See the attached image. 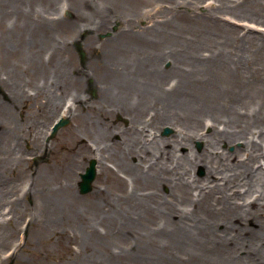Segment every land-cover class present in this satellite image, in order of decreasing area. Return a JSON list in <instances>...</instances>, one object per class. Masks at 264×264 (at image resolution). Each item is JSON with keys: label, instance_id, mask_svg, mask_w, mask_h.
<instances>
[{"label": "bare ground", "instance_id": "1", "mask_svg": "<svg viewBox=\"0 0 264 264\" xmlns=\"http://www.w3.org/2000/svg\"><path fill=\"white\" fill-rule=\"evenodd\" d=\"M5 1L0 0V6ZM17 1L13 0L11 6L1 7L0 18L7 15ZM161 1L156 0L154 4L149 5L154 12L151 18L157 21L164 18L163 5H157ZM213 1L205 8L199 7L202 8V13H197L191 4L197 5V0L181 3L184 10L181 15L196 22L206 20V28L195 25L193 29L174 31L165 36L162 35L165 23L153 29L142 24L131 29V26L135 27L142 19L141 16L133 12H115L111 6H118L109 4V0H103L108 6L107 12L100 11L94 15L96 20L92 18L97 21L98 29L105 28L110 23V18L126 24L127 29H118L114 34L121 44L111 46L109 41H106L109 61H96L97 57L93 58L102 73L99 74L101 77L96 86L100 98L113 101L114 94L118 95L119 100L115 101L118 108H113L112 111L117 113L121 110L130 116L127 131L131 132L135 141L119 143L122 146L113 155L114 166L123 170L132 183L130 193L127 194L132 199L128 202L130 208L132 204L153 199L151 201L155 208L163 211L156 212L159 220L157 229L147 231L151 234L150 239L154 245L148 244L145 249L153 248L162 238L165 240V237L171 236L172 231L175 235L179 234V238L170 242L165 251L169 250L170 255L178 260L194 262L204 258L212 260L215 264H262L264 30L256 29L258 32H255V29L249 26L246 32L242 33L241 29H238L239 26L237 28L235 24L226 25L227 19L224 17L229 14L231 17L240 15L245 18L242 20L256 23L260 18H264V0ZM123 4L125 6L124 2ZM187 11L189 12L186 13ZM76 16L77 19L81 18L79 14ZM35 17L39 29L45 26V15L36 14ZM88 19L90 18L86 20ZM60 22L63 20H57V23ZM162 22H166L165 19ZM66 24L73 29L75 21H68ZM86 28V25H83L82 30H87ZM62 50L64 51V48ZM170 53L174 56L173 59L167 57ZM167 59L172 63L169 69H164L162 63ZM6 62L0 65V83L8 92L11 90L7 86L12 87V95L18 94L20 92L17 87V72L27 68L17 69L18 64L8 61V65ZM54 63L58 68V63ZM32 64L34 73L43 72L44 65L41 61H33ZM3 70L7 72L5 77H2ZM171 71H174V76L167 77ZM86 77H90L92 84L94 83L92 74L87 73ZM54 80L57 88L63 82H73L76 86L73 101L80 102V97L83 100V96L77 93L78 89L84 87L82 80L71 77L65 70L64 63L57 74L54 71ZM45 90L47 96L49 92L55 91L48 84ZM51 101L48 99L47 102H37L33 108L28 107L30 111L24 116L22 110L18 109L21 121L13 125L9 115L0 111V147L3 150L0 163L6 167L8 174L18 177L16 173L22 172L20 167L28 157L23 152V142L29 141L35 150L40 151L41 130L38 129L29 139L26 128L36 115H40L44 107L49 109ZM166 123H170L175 132L169 138H159L157 132ZM148 126L156 130L150 131L152 140L142 142L139 130L144 131ZM101 128L102 131H110L109 126L102 125ZM204 128H208L209 132L204 133ZM195 139L204 142V148L198 155L193 157L190 152L178 153L181 146H188ZM234 142H240L241 146L233 153L222 149L220 151L221 145ZM6 143L11 146L8 148ZM86 146L85 143L84 149L91 151ZM133 157H136L135 163L128 159ZM192 160L204 165L206 174L203 179H190L191 173L187 171L186 165L189 166ZM10 161L12 164L9 167ZM72 166L68 163L64 175L48 176L47 179L43 178L50 172L48 161L40 163L35 169L38 178L34 180H40L41 186V190L34 191L40 196L37 197L40 211L37 217L42 218L36 221L37 225L55 227L59 215L64 213L69 219L74 211L81 208L82 240L86 247L91 248L94 257L90 263L105 264L111 259L107 255L109 248L106 247L102 253L104 256L96 258L97 252L93 244L100 235L96 225L98 213L106 212L111 219L110 227H116L127 224L132 218V212L118 205L114 211L107 213L110 200L105 202L100 190H97L94 196L92 194L86 203L79 205L74 184L70 183L75 177L70 174L73 173L70 168ZM96 170L97 174L102 176L117 178L115 170L109 168L102 159L99 163L97 161ZM164 185H168L174 193L171 195L172 202L165 208L156 204V199H162L160 187ZM143 186L146 191L140 195L137 190ZM25 194H29V191L25 190ZM16 202L17 200L13 204ZM160 214L163 215L159 216ZM251 221L256 225L255 228L248 226ZM3 223L0 222L2 233L6 236L14 234V229L8 231L3 228ZM246 232L255 240L246 238ZM53 235L64 243L69 244L72 240V235H67L64 231L57 232V228L54 229ZM77 249L78 251L69 248V255L79 256L82 250L79 247ZM161 250L157 249L154 255L161 253ZM241 251L245 253L242 255Z\"/></svg>", "mask_w": 264, "mask_h": 264}, {"label": "rangeland", "instance_id": "2", "mask_svg": "<svg viewBox=\"0 0 264 264\" xmlns=\"http://www.w3.org/2000/svg\"><path fill=\"white\" fill-rule=\"evenodd\" d=\"M18 1L19 4L14 5L16 11H14L13 16H11L12 10H10L7 15H3L0 18V65L2 62L7 61L6 63L8 65L10 63L18 64L19 66H17V69H24V67L28 65L27 62L32 63L34 61V63H37L41 61L47 70L46 73H42L41 75L44 76L42 77L43 81H41V84L44 83L47 85L51 83V85L56 87L54 71H56L57 74L61 70L62 63H64L65 70L69 72V75L82 80L84 87L77 90V93L83 96V100L80 97V102L77 101L74 102V104H72V101L76 91L74 88L76 86L73 82L66 81L68 84L64 82L61 83L57 96H55L56 94L53 92H49V96H51L50 98L48 96V99L52 100L50 102V104H52L51 106L56 102L58 105L60 99L65 98L70 102L71 110H68L65 114L69 122L65 126L59 128L53 136L51 135L47 138L49 146L47 148V155H42L43 153L41 151L38 153H35V150L32 151V147L29 145L28 141L27 143H23L24 154L29 153L31 156H34L33 154L37 156L34 162H28L26 165L24 164L23 172L19 174L16 173L18 177L15 176V174H8L6 167L2 166L0 163V222H4L2 226L8 231L14 229V234L6 236L2 233V227H0V264H91L93 252L90 247L84 245L82 240L81 225L83 220L81 217V208L79 211H74L69 219L66 218L64 213L63 215H59V217L56 218L57 225L55 227L51 228V226L46 227L44 225L39 227L37 225L36 221H40L42 218L37 217L40 213L37 206V197L40 196L38 193H34V191L38 189L41 190V186L40 180H34V178H38L36 177L38 173L35 169L39 165L38 160H43L46 157L47 161L49 160L51 168L48 175L43 179H47L53 175H64L67 171L66 166L68 163L73 165L70 167L73 173L70 174H74L75 177L72 178L73 181L70 183L74 184L77 201H80L79 205L86 203L92 194L94 196V193L100 190L104 201L108 202V200H110V209L107 213L114 211L118 205L130 211V213L132 212V218L128 220L127 224L120 226L116 225V227L112 225L110 227L111 219L108 218L106 212L98 213L96 225L100 235L98 240L93 244L94 250L97 252L96 258L104 256L102 253L105 252L106 247L109 248L107 255L110 256L111 259L108 257L110 262H105V264H215L209 259L199 258L194 262L181 261L175 256L170 255L169 250L166 249L165 251V248H167L170 242L178 240L179 238V234L175 235L171 230H169L171 231V236L165 237L168 242L166 239L164 240L162 238L159 241L160 243L153 248L149 250L145 249L148 244L154 245L150 239L151 234L147 233V231H150L149 229H157L159 220L156 217V212L163 213V211L159 208H155L153 201H151L153 199L147 202L132 204V208H130L128 202L132 199H130L127 194L130 193L132 183L123 170L114 166L115 158L113 155L118 148L122 146L119 145V143L122 144L123 142L127 143L135 140L134 137L131 136V132L129 133L127 131L129 114L121 110L117 113L116 111H112L113 108H118L115 102L119 100L118 95H116V93L114 94L113 101L100 98L101 95L96 85L99 84V78L101 77L99 74L102 73L97 68V62L95 63L93 58L97 57L96 61L99 59L102 60V62L108 59V53L106 54V41H109L111 46L121 44L118 38L114 37V34L118 29H127V27H125L126 24L110 18L111 21L105 28L101 27L98 29L97 21H93V19L96 20L94 17L96 13L100 11L107 12L108 6L103 3V0ZM122 1L109 0V4L118 6V8L111 6L115 12H133L140 15V18H142L135 27L131 26V29H135L141 24L153 29L158 28L160 25L163 26L165 23V29L162 35L169 36L174 31H187L188 29H193L195 25L199 28H206L208 26L206 20L202 21L201 19L199 22H196L193 19L188 17L185 18L181 15V11H184L181 7V3L193 2L196 0H178V2L177 0L176 2L172 0H162L159 2L158 5H163L164 8V18L160 19L162 21L165 19L166 22L151 18L154 12L150 9L149 5L154 4L156 0H124L125 6ZM12 2L13 0H6L2 2L0 8L11 6ZM197 2V5L196 3L191 4L194 5L197 13H202V8L199 7L205 8L214 1L197 0ZM13 10H15V8H13ZM62 12H65L67 21H75L73 29H70L67 24L62 22L57 23L56 17ZM188 12L189 11L186 13ZM36 14L45 15V26L40 29L35 23ZM76 14L81 15V18L77 19ZM233 17H231L230 14L224 17V19H227L225 20L227 21L226 25L235 24L237 28L238 26L240 27L238 29H241V32H246L249 26L253 27L255 32L258 29L264 30V18H260L256 23H250L249 21L242 20L245 19L243 16L235 15ZM61 18L62 17H60V19ZM87 18L90 19L86 20ZM211 23L213 24V22ZM83 25H86L87 30H82ZM79 46L84 54L82 60L79 57ZM63 48L65 52L62 50ZM167 57L171 59L174 58L171 53L168 54ZM54 62L58 63V68H56V63ZM171 63L172 62L167 59L162 63V67L164 69H169ZM29 65L30 66L26 67L27 70L22 71L23 75L18 71L16 77L19 83V91L21 90V93L28 95L31 90L33 92L35 91V86L40 85L37 80L40 79V76H36V73L30 72L32 65ZM6 73L7 72L3 70L2 77H5ZM87 73L92 74L95 84H92V79L90 77H86ZM174 74V71H171L167 74V77H173ZM28 76H30V79H27ZM0 87L5 92H8L4 86L2 87V85H0ZM51 89H53L52 86ZM0 101L6 100L0 97ZM1 108L2 111H5L9 115L12 125L18 122L17 113L14 112L13 109L8 108L5 102L1 104ZM55 112L56 111H54V113ZM50 115L51 113H48L42 119H37L39 120V122H36L37 125L42 128V139L46 127L52 119ZM42 123H45L44 127H42ZM102 125L105 127L109 126L110 131H102ZM32 127L31 125L29 133L34 134L36 131L31 130ZM166 128H169L170 131L164 134V129ZM152 130L156 129H151L150 126H148L144 131L139 130L141 132L140 138L142 142L152 140V137L149 136ZM174 132L175 130L171 124L166 123L158 130L157 136L159 138H169ZM203 132L208 133L209 129L204 128ZM1 135L2 134H0V137ZM140 138L138 137V140H140ZM85 143L87 144L86 147L91 149V151L84 149ZM6 146L9 148L11 145L6 143ZM240 146V142H234L229 145L223 144L221 145L220 151L222 149L227 153H233L236 149L240 148ZM261 147L264 149L263 146ZM203 148L204 142L195 139L190 145L181 146L178 153L190 152L192 154L191 156L194 157V155H198ZM2 154L3 150L0 147V158ZM92 159L95 160L96 163L97 161L99 163V160L102 159L109 168L115 170L114 172L117 173L116 177L119 180L117 178L113 179L111 177L102 176L97 174L96 171L91 189L87 193L81 194L78 189L80 173L84 172ZM128 159L131 163L136 162V157ZM1 161L2 159H0V162ZM11 164L10 161L9 167ZM186 168L187 171L191 173L190 179H203L206 174L204 165L196 160H192L189 166L186 165ZM25 190L29 191V194H25ZM145 191L143 186L139 187L137 193L143 195ZM148 191L149 190H147V192ZM172 193L168 185L160 187L162 199H156V204L164 208L169 206V202H172ZM15 200H17V202L13 204ZM106 210L107 207L104 208V211ZM161 215L163 214L159 216ZM160 220L162 219L160 218ZM248 226L251 228L256 227L252 221L248 223ZM55 228H57V232L64 231L65 234L72 235V240L69 241V244L67 242L64 243V241L61 242L62 239H57V236L53 235ZM244 236L252 241L255 240L253 237H250L248 232H246ZM161 245L162 248H160ZM77 247L82 250L81 254L77 257L69 255L68 249L72 248L78 251ZM157 249H162L161 253L154 255ZM244 253L245 252L242 251L240 252L242 255Z\"/></svg>", "mask_w": 264, "mask_h": 264}, {"label": "flooded vegetation", "instance_id": "3", "mask_svg": "<svg viewBox=\"0 0 264 264\" xmlns=\"http://www.w3.org/2000/svg\"><path fill=\"white\" fill-rule=\"evenodd\" d=\"M30 70H31V72H34L33 69H30ZM39 76H40V79H37V80H38V83H40V85L35 86V91L33 92L31 90L29 95L21 93L22 91L21 92L19 91L20 93H18V94L12 95V93H11L12 92V90H11L12 87L7 86V88L9 90H11L10 92H5L0 87V97L4 98L6 100V101H0V110H2L1 104L3 102H5L8 108L13 109V111L17 113V116H18V109L22 110V115L24 116L26 113H28L30 111V109L28 107H32L33 108V106L39 101H46L47 102L49 93H48V96H47V93H46V90H45L46 86L44 85V83L41 84V81H43L42 77H44V76H41V75H39ZM27 79H30V76H28ZM0 85H2V87H3L2 83H0ZM17 87H18V90H19V85ZM49 98H50V96H49ZM66 104H67V100L65 98H62L58 102V105H57V102H56L53 106H50L49 109H48V107H44V110L40 111V115H36V118L32 122H29L27 124V128H26L27 136L30 139L35 134V133L34 134L29 133L30 126L31 125L33 126L31 128V130L37 131L38 129H40L41 132H42V128L40 126H38L37 123H36V122H39V120H37V119H40V118L42 119L45 115H47L48 113H51L50 116H52V119H51L49 125L46 127L43 139L40 142V151L43 153L42 155H44V156H45V154L46 155L48 154L47 148L49 146H48L47 138L50 137L51 125L53 124V122L56 119L59 118L60 113L65 108ZM54 111H56V112L54 113ZM20 121H21V117L18 116V122H20ZM41 125H42V127H44L45 123L44 124L42 123ZM41 138H42V135H41ZM23 143H27V142H23ZM29 145H30V143H29ZM33 150H35V149L32 147V151ZM40 151L39 150L38 151L35 150V153H38ZM33 155L34 156H31V155H29V153H25V156H28V157H26V159H24L23 163L24 164L25 163L28 164V162H34L37 155H35V154H33ZM46 160H47V157L44 158L43 160H38V161H39V164H40V163L46 162ZM24 164L20 167V168H22V172H23ZM38 166L36 168H38ZM13 168H14V166H13Z\"/></svg>", "mask_w": 264, "mask_h": 264}, {"label": "water", "instance_id": "4", "mask_svg": "<svg viewBox=\"0 0 264 264\" xmlns=\"http://www.w3.org/2000/svg\"><path fill=\"white\" fill-rule=\"evenodd\" d=\"M169 130L166 129L165 133ZM95 178V161L91 160L89 166L86 168L85 173L81 176V181L79 183L80 193H87L91 189V183Z\"/></svg>", "mask_w": 264, "mask_h": 264}]
</instances>
